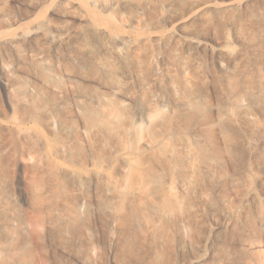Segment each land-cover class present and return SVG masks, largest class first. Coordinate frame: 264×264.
<instances>
[{"label": "rangeland", "instance_id": "374dc122", "mask_svg": "<svg viewBox=\"0 0 264 264\" xmlns=\"http://www.w3.org/2000/svg\"><path fill=\"white\" fill-rule=\"evenodd\" d=\"M60 26L83 30L92 63L59 41ZM118 75L128 110L107 147L77 102L82 90L107 95ZM44 95L60 112L42 119L32 107ZM186 101L204 103L205 119L184 122ZM0 125L12 141L4 187L25 220L46 221L31 264H121L122 198L108 216L88 212L89 236L69 238L74 251L85 244L79 256L63 251L70 240L48 217L73 193L85 213L99 191L122 193L153 165L158 190L140 180L136 194L159 210L152 226L164 237L140 247L137 263L264 264V0H0ZM50 176L58 187L36 200L33 178Z\"/></svg>", "mask_w": 264, "mask_h": 264}, {"label": "bare ground", "instance_id": "6f19581e", "mask_svg": "<svg viewBox=\"0 0 264 264\" xmlns=\"http://www.w3.org/2000/svg\"><path fill=\"white\" fill-rule=\"evenodd\" d=\"M28 35L30 33L26 36ZM57 37L60 42H67L73 49L77 50L82 63L87 64V62H91L89 60L90 46L86 41V35L82 29L76 28L74 31H71L67 27L60 26ZM34 62L41 70L43 83H53L52 77L42 65L41 59L34 58ZM90 65L88 63L87 67ZM83 66L81 65L80 69L86 68V65ZM84 70H79V76H85ZM26 91V85L23 82L18 93L21 95ZM127 97L128 93L125 82L119 75L113 77L110 84V92L107 95L99 92L89 94L85 90L80 92L77 109L87 120L88 124L99 126L104 136L105 146L107 147L111 146L116 141V138L119 139L118 120L127 114L128 104L123 99ZM19 103L26 104L21 99H19ZM203 104L199 101H186L180 111L179 117L188 125L198 124L201 120L205 119ZM47 107H51L55 112H60L59 106L53 101V98H49L46 95L43 96L40 102L33 105L32 112L37 117L45 119L48 116ZM222 124H224L225 132L228 133L229 129L226 128L228 126H226L225 122ZM156 126L158 128L160 123H157ZM7 131L8 129L5 126L0 125V264H31L30 259L33 255L34 246H41L43 227L46 221L40 215L34 216L30 220H25L15 205L12 194L4 187L6 183L4 169L5 165L7 167L11 156L10 152L12 151L10 148L12 141L10 136H7ZM227 137L230 138L231 134L229 133ZM203 150L205 152V149ZM172 164L183 166L184 161L177 159L173 160ZM135 172L137 173H133L124 192L107 195L103 190L99 191L101 193H98L97 207L92 205L85 213H82L79 209V197L74 193L70 194L72 201L56 205L53 213L51 212L48 217V222L55 230L54 232L67 237L68 240L82 234L89 236L87 231L89 228L88 212L92 210V207L104 216H108L113 204H115L117 199L122 198L124 208L122 214L119 216V227L117 229V258L123 261L121 264L124 261H131L133 263L135 261L134 264H163V255L154 259L147 256V259L144 258L143 261L141 260V262L137 263L140 259L138 255L140 247L145 246L147 242L153 243L163 239L164 232L157 228L156 225L152 226V223H155V219L159 215V210L153 205L146 206L141 201L139 202L137 200L139 197L136 194L137 184L140 180H143L142 182H145L150 190H158L157 182L160 177L156 167L155 165L150 166L146 172H139V169H136ZM34 178L32 181L34 188L32 195L38 201L43 198L42 188L45 185L53 190L56 186L58 187L55 177ZM76 245L77 243L71 242V240L70 242H65L63 251L74 256H79L83 252L82 248L85 244L79 245L78 248L76 247L77 250L74 251Z\"/></svg>", "mask_w": 264, "mask_h": 264}]
</instances>
